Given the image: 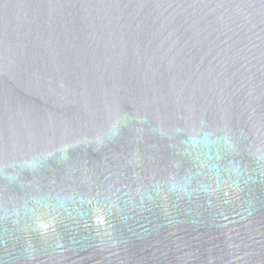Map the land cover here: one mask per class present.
Wrapping results in <instances>:
<instances>
[{
    "label": "water",
    "instance_id": "95a60500",
    "mask_svg": "<svg viewBox=\"0 0 264 264\" xmlns=\"http://www.w3.org/2000/svg\"><path fill=\"white\" fill-rule=\"evenodd\" d=\"M0 264H264V0H0Z\"/></svg>",
    "mask_w": 264,
    "mask_h": 264
}]
</instances>
